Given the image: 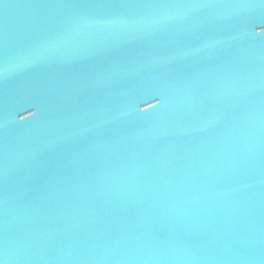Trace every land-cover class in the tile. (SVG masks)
Instances as JSON below:
<instances>
[{
  "label": "water",
  "instance_id": "obj_1",
  "mask_svg": "<svg viewBox=\"0 0 264 264\" xmlns=\"http://www.w3.org/2000/svg\"><path fill=\"white\" fill-rule=\"evenodd\" d=\"M0 264H264V0H0Z\"/></svg>",
  "mask_w": 264,
  "mask_h": 264
},
{
  "label": "snow or ice",
  "instance_id": "obj_2",
  "mask_svg": "<svg viewBox=\"0 0 264 264\" xmlns=\"http://www.w3.org/2000/svg\"><path fill=\"white\" fill-rule=\"evenodd\" d=\"M145 6H152V5H145Z\"/></svg>",
  "mask_w": 264,
  "mask_h": 264
}]
</instances>
